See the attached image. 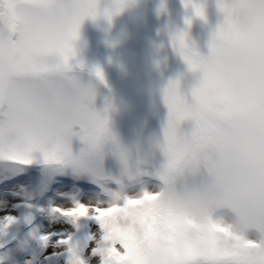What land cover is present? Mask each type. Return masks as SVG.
<instances>
[{
    "label": "snow or ice",
    "instance_id": "snow-or-ice-1",
    "mask_svg": "<svg viewBox=\"0 0 264 264\" xmlns=\"http://www.w3.org/2000/svg\"><path fill=\"white\" fill-rule=\"evenodd\" d=\"M76 2L82 15L73 38L85 18L100 14L98 0ZM124 5L125 0H113L104 15L110 19ZM191 6L194 15L203 19L201 6ZM216 7L221 19L211 33L207 55L189 48L184 33L172 37L175 51L196 79L187 88H182L180 78L172 79L161 89L167 115L161 134L147 148L140 142L123 144L110 127L111 103L106 101L98 111L94 88L80 83L65 139H29L22 151L0 153V211L6 212L0 217V237L22 224L28 240L40 250L62 248L53 255L65 256V264H89V258L97 264H264V231L235 234L214 222L211 211L201 214L207 231L205 250L188 239L197 225L180 195L185 168L202 159L209 148L231 147L239 127L230 78L217 53L250 34L264 37V0H216ZM14 37L11 16L0 15V38ZM74 59L72 52L63 57L69 67ZM75 67L83 65L77 62ZM92 71L103 82L102 71ZM109 156L115 162L114 171L105 167ZM49 193L44 204L36 202ZM57 200L70 207L58 205ZM9 208L25 211L18 217L8 213ZM37 215L62 222L71 231L43 232L34 223ZM81 222L97 230L77 239L73 231L79 232Z\"/></svg>",
    "mask_w": 264,
    "mask_h": 264
},
{
    "label": "clouds",
    "instance_id": "clouds-1",
    "mask_svg": "<svg viewBox=\"0 0 264 264\" xmlns=\"http://www.w3.org/2000/svg\"><path fill=\"white\" fill-rule=\"evenodd\" d=\"M0 15L11 16L15 31L12 40L0 38V153L22 151L29 139H65L82 77L75 59L69 67L63 57L76 56L80 5L3 0ZM217 54L230 78L239 127L231 147L209 148L185 168L180 195L197 225L188 239L202 252L205 211L235 234L264 231V37L250 34Z\"/></svg>",
    "mask_w": 264,
    "mask_h": 264
},
{
    "label": "rangeland",
    "instance_id": "rangeland-1",
    "mask_svg": "<svg viewBox=\"0 0 264 264\" xmlns=\"http://www.w3.org/2000/svg\"><path fill=\"white\" fill-rule=\"evenodd\" d=\"M98 4L100 14L94 19L85 18L79 26L74 62L83 65L79 69L82 83L95 90V108L99 111L106 101L111 103L110 127L119 140L127 146L140 142L147 148L161 134V124L167 115L161 89L172 79L180 78L182 88L190 87L196 79V74L188 71L175 51L172 37L184 33L189 48L207 55L211 33L221 19L216 0H125L122 10L110 19L104 11L111 10L113 0H98ZM192 4L201 6L203 19L194 15ZM95 68L102 71L103 82L94 75ZM105 167L115 170L110 156L106 157ZM50 195L45 194L36 202L44 204ZM13 201L18 202L17 198ZM56 203L70 207L66 201ZM24 211L7 210L18 217ZM5 214L0 211V217ZM34 223L43 232L71 231L70 226L49 222L39 215ZM96 230L89 222H81L79 232L73 234L82 239ZM0 242L4 243L0 248L3 264H25L30 259L34 264H65V256L53 255L62 252V248L49 246L40 250L28 240L27 228L22 224L13 226L7 236L0 237ZM89 264H97L96 259L89 258Z\"/></svg>",
    "mask_w": 264,
    "mask_h": 264
}]
</instances>
